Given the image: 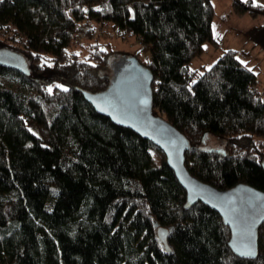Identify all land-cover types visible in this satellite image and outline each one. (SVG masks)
<instances>
[{
    "label": "trees",
    "instance_id": "16d2710c",
    "mask_svg": "<svg viewBox=\"0 0 264 264\" xmlns=\"http://www.w3.org/2000/svg\"><path fill=\"white\" fill-rule=\"evenodd\" d=\"M231 9L264 16L250 0ZM212 13L210 0H0L2 42L27 64L26 73L0 66V264H264V221L255 256L236 255L219 214L187 202L160 151L82 97L109 76L107 51L77 49L80 39L106 27L134 35L148 47L147 61L134 58L152 77V113L188 142L187 172L219 190L264 191L255 73L231 49L188 67L213 42ZM251 37L264 47V24ZM207 132L223 137L225 153L196 146Z\"/></svg>",
    "mask_w": 264,
    "mask_h": 264
},
{
    "label": "water",
    "instance_id": "95a60500",
    "mask_svg": "<svg viewBox=\"0 0 264 264\" xmlns=\"http://www.w3.org/2000/svg\"><path fill=\"white\" fill-rule=\"evenodd\" d=\"M0 66L27 72L24 59L9 50L0 49ZM111 69L112 76L106 87L101 92H82L84 100L115 125L150 141L184 189L187 202L200 201L216 211L229 228L231 250L238 256L254 257L257 228L264 221V191L246 184L219 190L191 176L183 163L187 140L170 123L152 113L149 71L134 57H119ZM143 100H147V104L141 103ZM162 232L165 233L163 237ZM156 235L165 244L166 229L157 227ZM249 245L254 255L244 254Z\"/></svg>",
    "mask_w": 264,
    "mask_h": 264
},
{
    "label": "rangeland",
    "instance_id": "374dc122",
    "mask_svg": "<svg viewBox=\"0 0 264 264\" xmlns=\"http://www.w3.org/2000/svg\"><path fill=\"white\" fill-rule=\"evenodd\" d=\"M250 1L252 2V0ZM210 2L213 11L210 20L213 42L206 41L203 43V50L200 55L189 61V69L200 71L203 67L207 68L213 64L222 51L231 49L235 52V57L255 73L254 88L264 101V47L251 37V32L264 24V16L252 17L247 12L235 14L231 9V0H210ZM255 4L264 8V0H255ZM2 39L3 37L0 36V49L17 51L14 49L13 42H9L10 45L7 46L6 43L2 42ZM80 43L81 45L77 46V49L86 46L88 43H98L107 51V66L101 73L109 76V78L112 76L111 65L119 57L135 56L140 63H144L149 58L148 47L141 46L134 35L130 33L118 35L107 27L103 34L96 32L90 40L81 38ZM30 129L35 132L33 124H31ZM196 146L204 150H216L225 153L223 137L209 132L202 135ZM153 157L156 161L155 154Z\"/></svg>",
    "mask_w": 264,
    "mask_h": 264
},
{
    "label": "snow or ice",
    "instance_id": "6c2138e0",
    "mask_svg": "<svg viewBox=\"0 0 264 264\" xmlns=\"http://www.w3.org/2000/svg\"><path fill=\"white\" fill-rule=\"evenodd\" d=\"M252 2H253V4H255V0H252ZM49 66H51V65H49ZM249 71H251V69H249ZM157 83H159V82H157ZM193 83H195V81H193ZM57 87H61L60 85H57ZM64 91H67L68 89L67 88H64L63 89ZM49 91H51V89H49ZM141 103H143V104H147V100H143V101H141ZM165 235V233H161V236L163 237ZM248 247V251L246 252V253H244V254H247V255H254V252L251 250V247H250V245L249 246H247Z\"/></svg>",
    "mask_w": 264,
    "mask_h": 264
},
{
    "label": "built area",
    "instance_id": "2783aa9c",
    "mask_svg": "<svg viewBox=\"0 0 264 264\" xmlns=\"http://www.w3.org/2000/svg\"><path fill=\"white\" fill-rule=\"evenodd\" d=\"M76 40H77V39H74L73 42L76 43Z\"/></svg>",
    "mask_w": 264,
    "mask_h": 264
}]
</instances>
